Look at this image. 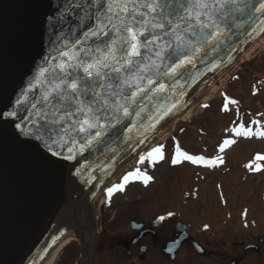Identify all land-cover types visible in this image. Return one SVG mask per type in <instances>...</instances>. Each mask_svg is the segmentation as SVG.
Masks as SVG:
<instances>
[{
    "label": "water",
    "instance_id": "1",
    "mask_svg": "<svg viewBox=\"0 0 264 264\" xmlns=\"http://www.w3.org/2000/svg\"><path fill=\"white\" fill-rule=\"evenodd\" d=\"M186 2L159 0L166 6L165 22H175L177 17L168 14L180 11L178 5ZM261 2L236 0L235 4L217 8V13L223 12V17L217 16L223 37L215 50L206 49L203 62L197 58L195 67L181 69L182 75L175 80L160 78L158 83H165V91L141 101L145 110L140 117L125 118L120 131L113 130L115 134L105 137L104 143L72 160H62L63 155H68L66 151L52 156L43 140L22 134L15 124L24 127L20 116L30 110L33 99L39 100L42 95L43 86L37 77L46 63H52L45 57L56 47L54 41L69 30V24L60 20L68 0H0V113L18 111L15 121L0 118V264H40L68 231L74 232L83 246L82 264H94L95 250L85 241L84 224L90 227L88 231L95 227L91 208L95 196L119 168L216 84L262 36L263 31H253L264 20V13L256 11ZM77 20L78 17L73 19V29ZM190 39L195 43V37ZM214 63L219 67L208 71ZM29 85H34L35 91L28 92ZM17 100L27 103L18 106ZM173 102L181 107L155 130H148V141L139 144L144 129L133 125H146L158 108ZM133 108L139 111L137 106Z\"/></svg>",
    "mask_w": 264,
    "mask_h": 264
},
{
    "label": "snow or ice",
    "instance_id": "2",
    "mask_svg": "<svg viewBox=\"0 0 264 264\" xmlns=\"http://www.w3.org/2000/svg\"><path fill=\"white\" fill-rule=\"evenodd\" d=\"M229 3L235 4L236 0H187L178 5L180 11L168 14H174L176 21L165 22L163 8L166 6L159 0H68L60 20L69 24V30L67 33L60 30L63 34L54 41L56 47L45 57L46 62L52 63H46L37 77L38 84L43 86L42 95L39 100L33 99L30 110L26 109L20 116L24 127L21 123H16L15 127L24 135H35L43 140L52 156H61L66 151L68 155H63L62 160H72L104 143L105 137L115 134L113 130L120 131L125 118L141 116L145 110L142 100L165 91V83H158L160 78L175 80L182 75L181 69L195 67L197 58L203 62L202 54H207L206 49L215 50L223 37L217 22V16L223 17V12L217 13V8L223 9ZM256 11L264 13V0ZM77 17L73 29L72 22ZM253 31H264V20ZM191 37L196 38L195 43ZM218 67L219 63H214L208 71ZM33 91L35 86L29 85L28 92ZM16 103L23 106L27 101L17 100ZM238 104L237 99L224 94L221 111L228 113ZM134 105L139 111H135ZM180 107L175 102L161 106L148 117L146 125H133L144 129L138 143L145 144L149 139L148 130H155L165 117ZM201 107L207 109L209 104ZM17 115L18 111H8L0 113V118L15 121ZM252 123L260 128L254 131L243 123H235L228 130L231 138L220 143L218 152L225 153L237 143L236 138L264 139V125L255 120ZM125 128L132 132L131 127L125 125ZM164 159V146L157 145L139 155L138 163ZM184 161L206 167L225 163L223 155L206 160L182 151L177 143L171 163L178 165ZM245 168L251 173L264 172V154L257 153ZM133 178L142 179L146 186L152 180L138 168L129 171L122 177L123 183L107 189L109 201ZM173 215L168 212L158 219L164 222ZM243 215L247 217L246 209ZM204 228L207 230L208 225Z\"/></svg>",
    "mask_w": 264,
    "mask_h": 264
},
{
    "label": "rangeland",
    "instance_id": "3",
    "mask_svg": "<svg viewBox=\"0 0 264 264\" xmlns=\"http://www.w3.org/2000/svg\"><path fill=\"white\" fill-rule=\"evenodd\" d=\"M253 92L258 94L253 95ZM224 94L239 101V104L232 106L228 113L221 111ZM205 103L209 104V108L200 106L192 118L178 123L173 134L165 142L158 144L164 146L165 159L152 161L147 168L155 176V184L146 190L133 187L125 196L118 197L111 204H108L107 191L106 195H103L104 189L107 190L110 186L102 188L96 201L97 207L94 214L99 217L101 204L106 206L107 213L103 219L108 228L112 229L109 232L111 236L115 235L114 225L116 224V220L113 222L111 220L116 217L122 218L123 211L129 206H150L151 211L155 210L152 212L153 216L177 210V202L183 199L179 198L184 193L183 188L190 189L194 186L192 182L195 180L196 183V178L199 179V184H195L193 191H197L199 186L201 192L199 194L195 192L190 204L186 206L188 209L192 208L190 211L194 212H191L192 214L188 212L191 218L205 217L208 212L209 217H227L233 208L234 211L242 207L248 210V206H251L254 209V216L261 218V226L264 228V200L262 199L264 172L251 173L245 168V164L251 162L257 153H264V140L259 143L243 142L236 145L234 151H230L231 148H229L225 153L218 152L220 143L226 138H231L228 130L234 127L235 123H243L250 127L252 119L257 118L264 124V115H262L264 114V45L248 61L239 64L238 68L224 78L221 87L216 89ZM174 141H180V146L194 154L207 152L209 156L214 157L223 155L225 166L215 173L194 170L188 166L179 169L171 168L174 167L171 163L174 152L170 153L169 149H173ZM145 162L137 168H142ZM132 170L133 168L126 169L123 176ZM227 171H229L228 174ZM123 176L120 179H114L113 183L110 182L112 186L120 183ZM218 185L224 188V201H228L232 208L219 207ZM235 193L237 197L234 200ZM105 199L108 202H104ZM69 232L72 233V231ZM72 240L58 253L53 264L83 263V259H80V241L73 237ZM114 260L112 254L105 253L101 257L97 256L94 264H115Z\"/></svg>",
    "mask_w": 264,
    "mask_h": 264
},
{
    "label": "flooded vegetation",
    "instance_id": "4",
    "mask_svg": "<svg viewBox=\"0 0 264 264\" xmlns=\"http://www.w3.org/2000/svg\"><path fill=\"white\" fill-rule=\"evenodd\" d=\"M262 140L264 139L238 138L239 143L233 145L230 151L240 143H259ZM177 143L181 142L174 141L173 149H169L170 153L174 152L175 154ZM180 148L190 155L203 156L206 160L215 158L209 156L207 152L194 154L183 146ZM150 163L152 161H148L145 169L146 174L152 177L147 187L132 179L125 185L124 190L113 194L111 200L107 201L108 204H111L118 197L125 196L133 187L146 190L155 184V176L147 170ZM182 165L194 170L215 173L225 166V163L219 167H206L203 164L184 161L171 168L179 169ZM228 173L229 171H227ZM192 183L194 186L196 183L199 184V179L196 178V183L195 180ZM194 186L190 189L183 188L184 193L179 197L183 199L177 202V210L172 212L174 215L164 222H160L158 218L161 215L167 216L168 212L153 216L152 212L155 210L151 211L149 204V207H139L142 205L127 207L122 213V218L116 217L111 220V222L116 220L113 237L109 234L112 229L108 228L103 219L107 213L106 206L101 204L100 216L95 221V227L88 231L90 227L84 224L85 232L88 233L89 237L87 239L85 233V241L95 250L94 262L97 256L101 257L103 254L109 253L114 257L115 264H264V228L261 226V218L254 216V209L248 206L247 217L243 215L246 207H242L235 209V211L233 208L227 217H209L210 213L208 212L205 217L191 218L188 212H194L190 211L192 208L188 209L186 206L190 204L195 192L196 194L201 192L199 186L197 191H193ZM218 188L219 207L222 209L232 208L228 201H224V188L220 185ZM236 197L237 194L235 193L234 200ZM262 199L264 200V188ZM193 210L195 209L193 208ZM241 211L243 212L241 213ZM245 224H248V227H244ZM205 225H208L207 230L204 228ZM80 249L81 256L82 244H80Z\"/></svg>",
    "mask_w": 264,
    "mask_h": 264
},
{
    "label": "bare ground",
    "instance_id": "5",
    "mask_svg": "<svg viewBox=\"0 0 264 264\" xmlns=\"http://www.w3.org/2000/svg\"><path fill=\"white\" fill-rule=\"evenodd\" d=\"M264 45V33L262 36L254 43V45L241 57V59L216 83L214 84L208 91H206L196 102H194L188 109H186L178 119H176L174 122H172L168 127L165 128L164 131H162L159 135L158 138L147 148H144L139 155H143L146 150H151V148L157 146L158 144L165 142L169 136H171L176 129L178 123L180 122H185L192 118L194 115V112L206 102V100L209 99V97L214 93L216 89H219L221 87V84L224 82V78H226L232 71H234L236 68H238V65L243 63L244 61H248L251 56H253L257 50L260 49ZM153 141V140H152ZM238 146V145H237ZM236 148L233 147L231 151H234ZM139 155L133 158L132 161H130V164L128 163V166L124 168L122 171L118 172V177L122 176L123 173L126 171L128 168H135L141 164L138 163L139 160ZM185 165H182L181 167H184ZM180 167V168H181ZM117 179V178H116ZM113 183V182H112ZM111 184V183H110ZM97 200L92 203L91 208H96L97 207ZM72 233L66 234L65 237H63L60 241H58L52 250L49 252V254L45 257L42 263L40 264H53L54 260L56 259L58 253L69 244L70 241L72 240Z\"/></svg>",
    "mask_w": 264,
    "mask_h": 264
}]
</instances>
